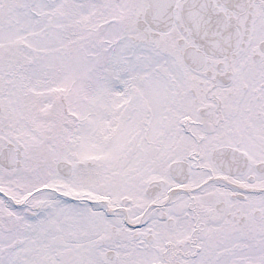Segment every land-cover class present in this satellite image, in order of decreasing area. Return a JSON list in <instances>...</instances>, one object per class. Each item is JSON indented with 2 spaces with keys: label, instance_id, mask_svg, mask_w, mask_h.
<instances>
[{
  "label": "snow or ice",
  "instance_id": "1",
  "mask_svg": "<svg viewBox=\"0 0 264 264\" xmlns=\"http://www.w3.org/2000/svg\"><path fill=\"white\" fill-rule=\"evenodd\" d=\"M0 264H264V0H0Z\"/></svg>",
  "mask_w": 264,
  "mask_h": 264
}]
</instances>
